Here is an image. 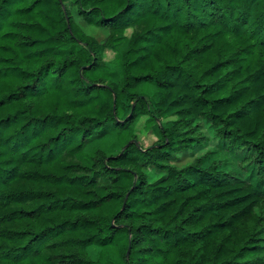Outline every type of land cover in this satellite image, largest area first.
Wrapping results in <instances>:
<instances>
[{"label":"trees","instance_id":"1","mask_svg":"<svg viewBox=\"0 0 264 264\" xmlns=\"http://www.w3.org/2000/svg\"><path fill=\"white\" fill-rule=\"evenodd\" d=\"M0 109V264H264V0H0Z\"/></svg>","mask_w":264,"mask_h":264},{"label":"rangeland","instance_id":"2","mask_svg":"<svg viewBox=\"0 0 264 264\" xmlns=\"http://www.w3.org/2000/svg\"><path fill=\"white\" fill-rule=\"evenodd\" d=\"M87 31V30H86ZM99 41H102L105 38L104 33L100 30V31H96L94 33H92ZM128 34V33H127ZM128 37V36H127ZM125 45V42H122L118 48L116 50H105V52L103 53V62L106 64V66H108L110 72H111V76H110V81L113 82H118L119 81V54H120V50L119 49H123ZM101 71H104V69H102ZM89 72H87L88 78L93 79L94 76L89 75ZM101 72H99V76H100ZM103 77V76H102ZM147 95L149 97H153L154 96V89L150 88L149 91L147 92ZM47 104V103H46ZM12 117H14L12 115ZM5 115L3 113V110L0 109V120H4ZM146 119V117H140V119L138 120V124L135 125L134 128H131L129 131H122L119 133V139L114 140V145L109 146V148H107L106 150V154L107 155H115L117 153H119L121 151V147H124L128 142H129V138H130V134H132L133 132H135V134L137 135L136 138H139L143 144L144 147H148L151 143L155 142L157 140L156 135H153L151 132H149V129H151L152 125L149 126V128L147 129V131L144 128L143 122ZM164 123L166 125H168V121H164ZM10 126L8 127V129H6V126L3 125V123H0V134L3 137L11 136V138H13L12 140H14V138H18L19 136H21V128L23 127V125L25 124L24 121H20L19 118L16 119H12L11 122L9 123ZM30 132V143L37 145V144H42L45 142V137L44 134H34L33 130L34 126L33 125H29L27 127ZM204 132H206V134H209V131L206 129H204ZM113 135V137L115 136V134H111ZM112 137V138H113ZM111 138V139H112ZM107 140L109 138H106ZM24 141H21V143ZM110 143V142H109ZM93 148L97 147V143H93L91 145ZM10 145L6 144L3 139H0V161L4 162V168H7L9 166L10 163H8L9 161V157H10Z\"/></svg>","mask_w":264,"mask_h":264}]
</instances>
